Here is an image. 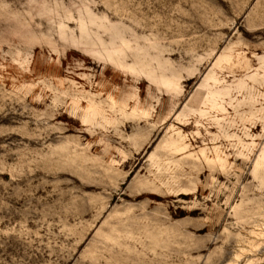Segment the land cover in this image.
<instances>
[{"label": "rangeland", "instance_id": "obj_1", "mask_svg": "<svg viewBox=\"0 0 264 264\" xmlns=\"http://www.w3.org/2000/svg\"><path fill=\"white\" fill-rule=\"evenodd\" d=\"M0 264H264V0H0Z\"/></svg>", "mask_w": 264, "mask_h": 264}]
</instances>
